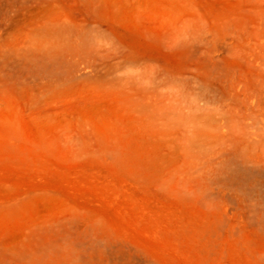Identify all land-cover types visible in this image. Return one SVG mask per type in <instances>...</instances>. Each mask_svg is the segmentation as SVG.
<instances>
[{
	"label": "rangeland",
	"instance_id": "obj_1",
	"mask_svg": "<svg viewBox=\"0 0 264 264\" xmlns=\"http://www.w3.org/2000/svg\"><path fill=\"white\" fill-rule=\"evenodd\" d=\"M0 264H264V0H0Z\"/></svg>",
	"mask_w": 264,
	"mask_h": 264
}]
</instances>
